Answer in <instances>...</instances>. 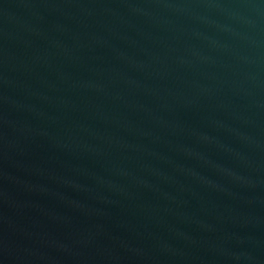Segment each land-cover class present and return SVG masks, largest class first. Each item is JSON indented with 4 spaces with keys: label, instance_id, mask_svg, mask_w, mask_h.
Instances as JSON below:
<instances>
[{
    "label": "water",
    "instance_id": "1",
    "mask_svg": "<svg viewBox=\"0 0 264 264\" xmlns=\"http://www.w3.org/2000/svg\"><path fill=\"white\" fill-rule=\"evenodd\" d=\"M0 264H264V0H0Z\"/></svg>",
    "mask_w": 264,
    "mask_h": 264
}]
</instances>
